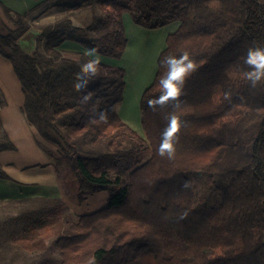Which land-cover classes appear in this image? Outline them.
<instances>
[{"label": "trees", "instance_id": "16d2710c", "mask_svg": "<svg viewBox=\"0 0 264 264\" xmlns=\"http://www.w3.org/2000/svg\"><path fill=\"white\" fill-rule=\"evenodd\" d=\"M55 6L54 22L34 26L3 5L13 28L0 18V55L22 84L28 122L57 151L38 145L60 180L77 183L75 203L108 191V206L73 221L62 200L40 198L23 211L28 222L20 234L6 238L0 228V248L8 241L38 254L53 240L59 264H264V82L251 87L243 59L249 47H264V0H58ZM84 8L92 20L76 26L73 17ZM124 13L147 29L180 23L140 100L144 136L117 112L125 70L100 64L77 92L76 74L89 58L62 48L76 42L122 59ZM185 51L197 70L178 100L153 109L148 101L163 91L162 60ZM88 92L92 99L82 105ZM176 104L186 124L169 159L159 146ZM6 105L0 88V110ZM16 150L0 119V153ZM0 179L12 180L1 164Z\"/></svg>", "mask_w": 264, "mask_h": 264}, {"label": "crops", "instance_id": "0c3cea01", "mask_svg": "<svg viewBox=\"0 0 264 264\" xmlns=\"http://www.w3.org/2000/svg\"><path fill=\"white\" fill-rule=\"evenodd\" d=\"M44 1L48 2L42 5L43 1L37 0H0V18L10 28H13V25L9 23V21L5 17L3 5L10 8L14 12L25 15L29 21H35L36 16L34 15L36 14V12H38V9L44 6H49V14L54 15V17H57L58 15L56 13L60 11V9L55 6V1L58 0ZM62 48L64 52L85 53L86 51V49H84L81 45L76 42H67ZM101 64L104 63L101 62ZM0 88L2 89L5 99L7 101V105L1 108L0 110V119L3 128L5 129L11 141L15 144L17 148L16 151H4L0 153V164L12 179H0V184L10 182L16 184L17 186H22L25 192L20 191L21 196L18 201H20V203H29L28 209H31L34 205L33 202L39 200L40 198H51L48 196L47 193L40 192L39 190L37 191V189H33H40V187L43 186H52L54 188L51 189L52 193L57 195V199H61L69 208L70 212L75 215H87L106 208L108 206L109 198L108 191H103L93 196H88L85 202L80 206L73 202V199L68 197V195L64 191L63 185L55 170V167L51 164V161L47 154L38 145V142H40L42 145L54 152L57 151V148L45 141L41 137L37 129L28 122L23 112L25 95L23 93L22 84L15 73L12 63L1 55ZM123 121L125 122V120ZM137 132H143L142 124L141 130ZM35 172L40 173V175L37 177L33 174ZM1 199L10 201V198L8 196H0V200ZM79 212H81V214H78ZM2 243L3 246H1L0 248V260L1 257L8 258V260H11L12 254H18L14 256H21L24 260L29 261L26 256H22V254L27 252H20L17 247L10 244V242L8 241L7 243H5L4 241ZM50 250L51 244L49 243L47 250L43 251V255H49L52 251ZM30 264H41V261Z\"/></svg>", "mask_w": 264, "mask_h": 264}, {"label": "rangeland", "instance_id": "374dc122", "mask_svg": "<svg viewBox=\"0 0 264 264\" xmlns=\"http://www.w3.org/2000/svg\"><path fill=\"white\" fill-rule=\"evenodd\" d=\"M49 10V6H44L38 9V12L34 15L36 16L35 21L31 20L32 24L38 26L54 22L56 17L49 14ZM88 10L89 9L84 8L78 14L74 15L73 22L75 21L74 24L76 26H86L91 22V14ZM121 21V25L125 30V38L127 40L126 50L122 59H115L100 53L98 54L100 56L102 55V63L114 67H122L125 70L126 87L123 101L118 105L117 112L131 128L139 131L141 130L140 98L144 91L152 85L157 72L159 55L167 46V37L178 29L180 23L172 22L167 25L147 29L138 24L134 17L129 13H124ZM140 135L144 136L143 132H141ZM33 174L37 177L40 175V173L36 172ZM61 183L68 197L75 202L74 199L78 195L77 183L75 181L72 182L71 180L64 181L63 179L61 180ZM48 187L50 186L33 189L47 193L52 200L57 199V195L53 194L51 190L54 188L52 186L50 188ZM20 191L25 192L22 186H17L14 183L7 182L0 184V196H8L10 198V201L4 199L0 200V228H3L6 231L3 233L6 238L20 234L22 228L26 226L28 222L23 211L29 207V203H20V201H18L21 196ZM78 214H81V212ZM70 215L71 220L73 221H76L79 216H83L75 215L73 213ZM52 242L53 240L49 243L52 244ZM51 250L49 255H43V252L38 254L24 253L19 250L24 253L22 256H26L29 261L24 260L21 256H14L18 254H12L11 260L1 257L0 264H30L38 261H41V264H59L58 251L52 248Z\"/></svg>", "mask_w": 264, "mask_h": 264}, {"label": "clouds", "instance_id": "9594fccd", "mask_svg": "<svg viewBox=\"0 0 264 264\" xmlns=\"http://www.w3.org/2000/svg\"><path fill=\"white\" fill-rule=\"evenodd\" d=\"M85 56L89 59L80 67V72L76 74V83L73 85L77 92L86 89L89 81L98 75V69L101 64V56L98 49L91 48L85 51ZM244 64L248 66L250 71L245 73L251 87L255 88L258 84L264 82V47H249L246 56L243 58ZM162 65L166 68L165 73L159 81L162 92L155 100H149L150 107L155 109L157 105L164 106L170 101H176L183 94L184 85L187 77L197 70L196 61L190 54L185 51L179 57L168 56L162 60ZM230 93L225 94V98H229ZM92 99V93L88 92L82 96L80 103L86 105ZM99 120H106V113H98ZM168 123L162 132V139L159 146V155L167 156L169 159L175 156V145L182 127L186 122L181 119L180 105H175V110L168 114ZM96 123V120H92Z\"/></svg>", "mask_w": 264, "mask_h": 264}]
</instances>
